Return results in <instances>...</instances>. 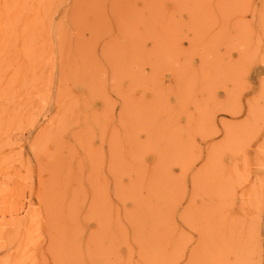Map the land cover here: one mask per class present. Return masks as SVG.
Instances as JSON below:
<instances>
[{"label": "rangeland", "instance_id": "rangeland-1", "mask_svg": "<svg viewBox=\"0 0 264 264\" xmlns=\"http://www.w3.org/2000/svg\"><path fill=\"white\" fill-rule=\"evenodd\" d=\"M0 264H264V0H0Z\"/></svg>", "mask_w": 264, "mask_h": 264}]
</instances>
